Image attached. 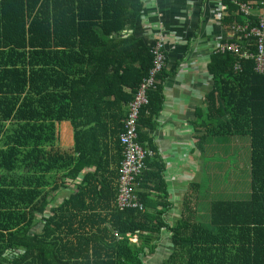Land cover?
I'll list each match as a JSON object with an SVG mask.
<instances>
[{
    "label": "trees",
    "instance_id": "obj_1",
    "mask_svg": "<svg viewBox=\"0 0 264 264\" xmlns=\"http://www.w3.org/2000/svg\"><path fill=\"white\" fill-rule=\"evenodd\" d=\"M222 1L228 28L246 21ZM143 9L144 0H0V264H146L163 228L172 233L165 264H264V74L252 58L235 70L234 56L212 54L209 111L221 122L206 123L213 134L250 137L248 196L211 200L202 223L194 183L181 217L165 219L166 163L144 132L163 107L162 72L139 117L138 139L154 151L135 180L142 209L117 206L123 156L109 151L118 140L120 152L129 104L153 66Z\"/></svg>",
    "mask_w": 264,
    "mask_h": 264
},
{
    "label": "crops",
    "instance_id": "obj_2",
    "mask_svg": "<svg viewBox=\"0 0 264 264\" xmlns=\"http://www.w3.org/2000/svg\"><path fill=\"white\" fill-rule=\"evenodd\" d=\"M249 3L257 4L256 1ZM226 14L222 0H144V9L139 17V30L144 38L149 44L163 39L167 54L162 80L163 107L154 119L155 128L144 131L152 139L156 153L166 163L164 176L169 193L167 200L171 204L164 215L167 220L181 217L184 202L194 183L203 187L200 181L205 168V143L211 146L209 141L215 135L207 129L206 123L217 125L221 122L216 114L209 111V95L214 88L209 64L212 54L216 53L214 49L233 38L223 22ZM126 92L131 90L126 89ZM117 146L118 140L109 151L113 159L123 156V149L119 152ZM113 167L110 164L109 169L113 170ZM95 170V165L85 168V171ZM82 177L80 175L76 182L69 183L68 189L60 193L66 197L75 191ZM147 192L151 201L161 202L162 194L152 189ZM135 238L137 240V236ZM148 258L146 264H163L161 260Z\"/></svg>",
    "mask_w": 264,
    "mask_h": 264
},
{
    "label": "built area",
    "instance_id": "obj_3",
    "mask_svg": "<svg viewBox=\"0 0 264 264\" xmlns=\"http://www.w3.org/2000/svg\"><path fill=\"white\" fill-rule=\"evenodd\" d=\"M231 2L238 8L239 13L244 15L246 21L243 23L234 22L229 26V31L237 41H246V44L229 40L220 44L214 51L234 56L237 59L234 64L235 70L240 67L239 59L252 58L255 62V70L264 74V2L260 4L257 2L256 5L243 2V0H231ZM251 17H256L257 22H253ZM249 48H255V50L251 51ZM151 53L153 66L148 76L139 84L134 98L129 104L128 113L124 120V130L120 135V143L123 149V158L119 166L120 186L117 197V206L120 210L137 206L142 209L134 193L135 180L136 176L146 168V158L154 155L151 148L144 146L139 141L138 127L141 112L149 104V93L157 88L159 76L167 64L163 39L156 40L151 48Z\"/></svg>",
    "mask_w": 264,
    "mask_h": 264
},
{
    "label": "rangeland",
    "instance_id": "obj_4",
    "mask_svg": "<svg viewBox=\"0 0 264 264\" xmlns=\"http://www.w3.org/2000/svg\"><path fill=\"white\" fill-rule=\"evenodd\" d=\"M209 142L211 146L205 143V168L200 181L203 183V187H200L202 196L199 220L202 223H209L211 200L245 199L250 193V137L218 133ZM63 198H65L63 193L55 195L54 203L58 204ZM174 218L177 217L174 216ZM171 236V231L164 229L161 232L162 239L159 241L156 252L148 259L161 260L165 264V260L172 252ZM133 241H136L135 237Z\"/></svg>",
    "mask_w": 264,
    "mask_h": 264
},
{
    "label": "water",
    "instance_id": "obj_5",
    "mask_svg": "<svg viewBox=\"0 0 264 264\" xmlns=\"http://www.w3.org/2000/svg\"><path fill=\"white\" fill-rule=\"evenodd\" d=\"M20 252H22V250H19Z\"/></svg>",
    "mask_w": 264,
    "mask_h": 264
}]
</instances>
